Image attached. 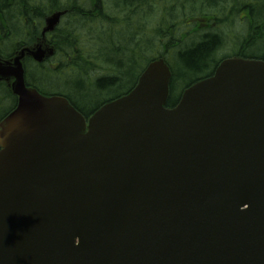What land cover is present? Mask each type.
Returning <instances> with one entry per match:
<instances>
[{"label":"water","instance_id":"water-1","mask_svg":"<svg viewBox=\"0 0 264 264\" xmlns=\"http://www.w3.org/2000/svg\"><path fill=\"white\" fill-rule=\"evenodd\" d=\"M66 11L47 18L52 32ZM0 61L18 105L0 122V264H264V62L226 60L166 108L151 62L89 121Z\"/></svg>","mask_w":264,"mask_h":264},{"label":"trees","instance_id":"trees-1","mask_svg":"<svg viewBox=\"0 0 264 264\" xmlns=\"http://www.w3.org/2000/svg\"><path fill=\"white\" fill-rule=\"evenodd\" d=\"M21 1V0H20ZM154 7H159L157 16L161 15L159 23L154 19L153 10L148 18L143 19L139 26L127 32L123 37L116 36V32L100 36L108 37L103 44L97 39L82 36L72 41L62 30L63 22L57 31L49 36V43L55 47V57L47 64L35 66L33 61L25 63L28 85L36 87L42 94H59L67 97L71 103L85 116L90 117L103 103L120 97L137 84L139 76L146 65L154 58L159 48L171 55L173 48L181 47L191 34L198 31L199 27L191 29L185 34L186 20L202 16L198 5L203 2L208 4L204 13H211L215 18L230 20L233 16L219 0H149ZM208 1V2H206ZM110 0H36L33 3L40 8V18L47 14L46 11L67 9L68 11H83L94 19L101 30L106 31L112 24L119 30L124 26V18L118 13L119 4H111ZM238 2V0H237ZM236 2V4H237ZM240 6L251 12L253 23L251 36L244 39L243 48L239 56L244 54L253 59L264 60V0H239ZM219 3L221 5H219ZM5 2L0 0V58H9L16 49L34 44L42 23L33 21L30 24L22 22L16 15H9L3 7ZM235 4L228 0V7ZM138 3L129 0L124 4L125 11L137 7ZM43 10V12H42ZM109 10V11H108ZM152 23V25H151ZM17 29V34L12 32L10 26ZM109 31V29L107 30ZM220 38L216 35L207 37L199 43L175 51L171 61L174 81L172 82V97L168 102L169 107H174L179 101L182 90L194 83L213 75L215 67L219 64L216 55L220 48ZM106 51L102 54L100 52ZM263 51V52H262ZM262 52V53H261ZM177 60V64L174 60ZM104 64L106 68L99 67ZM80 76L78 83H73ZM118 90L117 94L94 107H86L93 103L100 95ZM9 95L6 89V95ZM178 94V95H177ZM10 96V95H9ZM11 97V96H10ZM15 108L17 100L12 98Z\"/></svg>","mask_w":264,"mask_h":264},{"label":"bare ground","instance_id":"bare-ground-1","mask_svg":"<svg viewBox=\"0 0 264 264\" xmlns=\"http://www.w3.org/2000/svg\"><path fill=\"white\" fill-rule=\"evenodd\" d=\"M5 2V7L9 11V15H16L19 20L22 22H27L30 24L31 29L33 27V21L35 23L38 22V19L40 18V8L38 5H35L33 2L36 0H2ZM129 0H110L109 3L111 4H119L118 13L123 15L124 18V26L119 30L117 27L113 26L112 24L108 27L109 31H103L99 26L97 25V22H95L94 19H89L88 15L84 13L83 11H66V13L62 16L63 24H65L64 28L62 30V39L64 37V34L68 35V39H71L74 41L75 39H80L82 36H89L93 39H97L99 43L103 44L104 42H107L109 39L108 37L100 36L102 32L109 33H117L116 36L123 37L124 34L127 32H130L133 28L136 26H139L144 22L143 19H146L149 17L153 10V5L149 0H134V2L138 3L137 7H134L133 9H127L125 11L124 4L128 2ZM203 1V0H201ZM208 2V1H206ZM233 0V3L235 4L233 6V9L238 8L240 6V2L238 0ZM206 3L201 2L198 5V9L202 10L204 13L207 9ZM228 7L225 6V9L227 10ZM229 11V10H227ZM43 12V10H42ZM46 17L50 16V13L48 11L45 12ZM60 23V25L62 24ZM57 26L54 31L50 32V34H54L57 29L60 27ZM10 29L12 32L17 34V29L14 26H10ZM188 40V39H187ZM224 41V38L221 42ZM28 47V46H24ZM106 51V49L103 52H100L98 54H102ZM73 83H78L80 81V76L75 78Z\"/></svg>","mask_w":264,"mask_h":264},{"label":"rangeland","instance_id":"rangeland-1","mask_svg":"<svg viewBox=\"0 0 264 264\" xmlns=\"http://www.w3.org/2000/svg\"><path fill=\"white\" fill-rule=\"evenodd\" d=\"M219 2H220L221 4H223L224 6H227V5H228V0H219ZM220 3H219V5H221ZM158 9H159V7H154L153 14H154L155 17H154V19H151V18H150V22H152V21H155V22H157V23L160 22V20H161V15H158V16H157V11H158ZM108 11H109V10H108ZM202 21L205 22L206 20H202ZM144 22H146V21H144ZM202 24H203V23H202ZM151 25H152V23H151ZM186 29H187V31L190 30L189 27H185V30H186ZM204 32H206V30L202 31V33H204ZM197 35H198V34L193 35V36L190 37L188 40H186L185 43H186L187 45L190 46V45L193 44V42H197V41H198V40H197ZM232 36H233V35H232ZM185 46H186V45H185ZM182 48H184V46H182ZM225 51H229V50H228L227 47L224 45V46H223V49H222V51H221V53H222V52H225ZM161 52H163V51L156 52V56H160L161 54H159V53H161ZM262 52H263V51H262ZM262 52H261V53H262ZM221 53L219 54V56H221ZM225 53H228V52H225ZM167 57H170V55H167ZM174 63L177 64V60H176V59L174 60ZM100 66H102L101 68H106V66H105L104 64H100L99 67H100ZM117 92H118V90H113V91H110V92L104 93V94L100 95V96H99V97H98L93 103L89 104V106H86V107H90V108H92V107H94L96 104L101 103V102H103L104 100H107V99L113 97L114 95L117 94ZM0 96H2V97L4 98V99L0 98V119H1V118L6 114V112H8L12 100H10V99L8 98V95H6V88L0 89ZM4 101L8 102V104H3Z\"/></svg>","mask_w":264,"mask_h":264},{"label":"flooded vegetation","instance_id":"flooded-vegetation-1","mask_svg":"<svg viewBox=\"0 0 264 264\" xmlns=\"http://www.w3.org/2000/svg\"><path fill=\"white\" fill-rule=\"evenodd\" d=\"M0 82H2V81H0Z\"/></svg>","mask_w":264,"mask_h":264}]
</instances>
